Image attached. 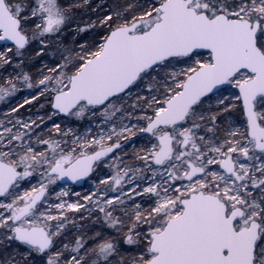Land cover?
Masks as SVG:
<instances>
[{
    "label": "snow or ice",
    "instance_id": "1",
    "mask_svg": "<svg viewBox=\"0 0 264 264\" xmlns=\"http://www.w3.org/2000/svg\"><path fill=\"white\" fill-rule=\"evenodd\" d=\"M0 42V264H264V0H0Z\"/></svg>",
    "mask_w": 264,
    "mask_h": 264
},
{
    "label": "rangeland",
    "instance_id": "2",
    "mask_svg": "<svg viewBox=\"0 0 264 264\" xmlns=\"http://www.w3.org/2000/svg\"><path fill=\"white\" fill-rule=\"evenodd\" d=\"M22 95L23 94H18V102H22V98H20V97H22ZM16 101H14V103H15ZM4 110H6V106L5 105H3V104H0V111H4ZM22 111V113H24V114H27L26 112H25V110H21ZM33 111H35V109H33ZM66 186H70L71 188H72V190L73 191H75V192H80V194H81V197L83 196V195H85V194H88L89 193V191L94 187V185H93V183L92 182H84L82 185H80V186H74V185H71V184H68V185H66ZM59 190V189H58ZM71 199L73 200V201H75L76 199H78L76 196H72L71 197ZM81 202H83V201H81Z\"/></svg>",
    "mask_w": 264,
    "mask_h": 264
},
{
    "label": "water",
    "instance_id": "3",
    "mask_svg": "<svg viewBox=\"0 0 264 264\" xmlns=\"http://www.w3.org/2000/svg\"><path fill=\"white\" fill-rule=\"evenodd\" d=\"M0 43H2V42H0ZM78 184H81V183H78Z\"/></svg>",
    "mask_w": 264,
    "mask_h": 264
}]
</instances>
